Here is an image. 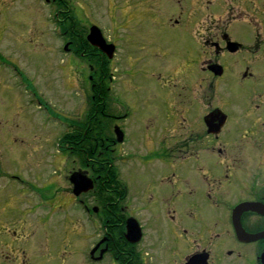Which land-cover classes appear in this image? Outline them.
<instances>
[{"label": "flooded vegetation", "instance_id": "af4514ba", "mask_svg": "<svg viewBox=\"0 0 264 264\" xmlns=\"http://www.w3.org/2000/svg\"><path fill=\"white\" fill-rule=\"evenodd\" d=\"M51 3L63 49L85 61L89 101L101 107L71 127L84 133L69 151L80 161L77 171L92 179L94 188L85 194L98 204L84 205L86 245L79 264H191L202 254L207 264H264V238L241 240L233 221L241 204L264 206V0L113 2L126 15L117 18L123 25L131 18L142 22L140 10L147 4L149 13L167 5L178 9L152 17L150 34L138 35L137 50L148 52L132 66L147 70L165 102L136 121L126 113L127 104L114 101L110 84L114 58L129 46L120 35L106 37L96 24L80 30L73 0ZM94 25L114 45L112 58L88 40ZM156 30L163 40L152 39ZM104 131L107 137H92ZM1 165L0 178H7ZM98 188L110 199L102 200ZM246 207L244 231L264 232V215ZM132 219L141 229L137 242L127 238ZM152 219L163 225L154 226ZM59 222L47 237L51 246H43L29 242L28 216L0 213V264H67ZM226 233L230 246L220 241Z\"/></svg>", "mask_w": 264, "mask_h": 264}, {"label": "rangeland", "instance_id": "374dc122", "mask_svg": "<svg viewBox=\"0 0 264 264\" xmlns=\"http://www.w3.org/2000/svg\"><path fill=\"white\" fill-rule=\"evenodd\" d=\"M73 1L80 30L96 24L106 37L120 35L129 46L125 55L122 51L112 63L114 101L127 104L126 113L134 121L157 113L165 102L157 81L146 69L138 71L132 64L137 55L148 52L147 48L137 50L138 35L148 36L150 19L165 18L163 12L174 10V6L167 5L156 14L149 13L147 4L145 11L144 7L140 10L142 22L131 18L123 25L117 18L126 15L113 4L116 0ZM54 8L46 0H0V163L8 172L7 178H0V213L28 216V240L43 246L47 242L51 246L47 237L60 221L61 250H66L62 258L67 264H79L86 245L84 205L98 204L89 193L75 197L69 177L80 169V161L67 146L59 150L58 144L86 115L91 71L83 59L64 51ZM151 34L152 39L163 40L160 31ZM137 207H132L135 213ZM47 214L52 216L49 222H39L43 217L46 220ZM151 222L163 225L159 219ZM224 235L220 241L232 245L230 236Z\"/></svg>", "mask_w": 264, "mask_h": 264}, {"label": "water", "instance_id": "95a60500", "mask_svg": "<svg viewBox=\"0 0 264 264\" xmlns=\"http://www.w3.org/2000/svg\"><path fill=\"white\" fill-rule=\"evenodd\" d=\"M88 40L92 45L99 47L104 52H106L110 58L114 56V45L108 44L106 42L102 35L101 29L98 26L94 25L91 27ZM116 135L118 140L122 141L123 135L118 130H116ZM69 181L73 185V194L77 197L81 194L91 191L94 188L92 179H90L81 171L73 172L69 177ZM246 205L248 206V211H254L264 215V206L259 203L248 202V204L244 203L239 205L233 215L234 226L238 237L245 241H255L257 239L264 238V232H260L258 234H247L242 228L240 218L242 212L247 209ZM127 225V238L132 242H137L141 237L140 226L134 219L129 220ZM206 261L207 255L202 254L199 256H194L191 260V264H207Z\"/></svg>", "mask_w": 264, "mask_h": 264}, {"label": "trees", "instance_id": "16d2710c", "mask_svg": "<svg viewBox=\"0 0 264 264\" xmlns=\"http://www.w3.org/2000/svg\"><path fill=\"white\" fill-rule=\"evenodd\" d=\"M93 102H95V101H91L90 100V105H89L87 114H90V115H93L94 114L95 115L96 112H100L101 107L100 106L98 108L97 107H94ZM97 109H98V111H96ZM83 134H84L83 132L82 133L81 132H77L76 129H73L72 128L71 130L66 131L63 134V136L61 138V141H60V145L67 146V150H70L69 149V146L71 147L74 144V141L75 140H77L78 142H81V140L83 139L82 138L83 137ZM89 136L90 135H87V137H89ZM102 136H104V138L107 137V132L104 131V133H101V134L100 133H92V137H95V138H100ZM98 171H100V170H98ZM110 174L112 175L113 180H115V175H114V169L113 168L111 169ZM113 180H112V182H110V185H109L110 187H113V183L116 184V181H113ZM98 189H99L98 196L102 200H104V199L105 200L106 199L109 200L110 199L109 196L106 197L105 194H101L100 188H98Z\"/></svg>", "mask_w": 264, "mask_h": 264}]
</instances>
